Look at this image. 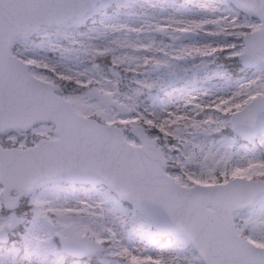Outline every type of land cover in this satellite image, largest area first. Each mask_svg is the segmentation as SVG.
<instances>
[{
	"label": "snow or ice",
	"instance_id": "obj_1",
	"mask_svg": "<svg viewBox=\"0 0 264 264\" xmlns=\"http://www.w3.org/2000/svg\"><path fill=\"white\" fill-rule=\"evenodd\" d=\"M0 264H264V0H0Z\"/></svg>",
	"mask_w": 264,
	"mask_h": 264
}]
</instances>
